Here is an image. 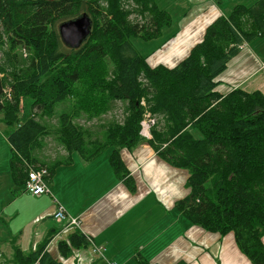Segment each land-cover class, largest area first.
Segmentation results:
<instances>
[{"label": "trees", "instance_id": "1", "mask_svg": "<svg viewBox=\"0 0 264 264\" xmlns=\"http://www.w3.org/2000/svg\"><path fill=\"white\" fill-rule=\"evenodd\" d=\"M84 14L91 32L78 45L66 43L59 25ZM169 18L156 0H0V112L6 124L18 119L23 98L33 100L30 117L8 136L11 173L23 184L29 165L52 175L57 165L72 162L75 151L90 160L111 148L113 168L133 188L120 150L143 139L141 121L150 112L156 118L153 147L189 171L190 192L176 208L209 232L234 233L239 248L264 264V92L219 88L240 45L264 36V0L237 3L218 17L177 66L152 67L131 39L159 36ZM118 108L119 118L104 120ZM79 120H97L98 126ZM51 142L65 153L49 162ZM52 238L30 252L14 238V258L3 262L61 264L47 249ZM88 244V236L75 231L59 250L67 256ZM134 264L160 263L137 255Z\"/></svg>", "mask_w": 264, "mask_h": 264}, {"label": "crops", "instance_id": "2", "mask_svg": "<svg viewBox=\"0 0 264 264\" xmlns=\"http://www.w3.org/2000/svg\"><path fill=\"white\" fill-rule=\"evenodd\" d=\"M156 2L169 14V23L161 28L157 37L131 39L152 67L177 66L190 55L195 45L203 41L211 23L220 16H228L237 3L249 4L248 0ZM162 37L167 39L159 44ZM249 45V42L241 44L238 55L221 73L219 88L222 90L244 87L245 90L264 92V80L257 79L264 72V52ZM148 48L151 50H146ZM113 112L119 114L121 108ZM112 113L107 115L110 117ZM76 153L71 154L72 162L80 169L81 177L74 187L60 183L58 169L53 177V174L48 176L51 193L32 196L23 187L4 207V212L10 205L13 207L12 214H8L12 221H23L17 227L21 233L19 245L24 251L34 250L52 233L47 249L61 264H134L137 255L162 264H174L180 260L190 264H257L239 248L234 233L209 232L191 223L176 208L177 201L190 192L186 185L189 171L160 156L149 139H140L134 146L120 150L133 188L129 186L127 176L119 178L108 157L99 159L96 156L85 161L78 155L82 157L81 163ZM54 157L45 159L52 162ZM69 177L67 172L66 179ZM59 204L68 215L80 221L79 226L64 228L62 222L54 218ZM25 225L27 228L23 230ZM75 231L89 235L91 240L87 246L74 248L65 258L68 255L61 254L59 243L68 240L67 236ZM59 238L62 239L56 244ZM95 246L105 249L104 256L95 252Z\"/></svg>", "mask_w": 264, "mask_h": 264}, {"label": "rangeland", "instance_id": "3", "mask_svg": "<svg viewBox=\"0 0 264 264\" xmlns=\"http://www.w3.org/2000/svg\"><path fill=\"white\" fill-rule=\"evenodd\" d=\"M254 1L255 0H248V3L250 4ZM91 30H92V25L90 28V32H91ZM132 39H134V37ZM166 39H167V37H162L159 40V44H162V42H164ZM133 42L136 43V42H138V40H133ZM144 43L146 44L147 42H144ZM249 43H250L249 46L252 49H255L259 52H264V36H257L254 40L250 41ZM66 46L68 47V45H66ZM137 47L141 50V45H138ZM146 50H151V49L148 48ZM10 77L13 78L12 76H10ZM257 79H260V80L263 79L264 80V72H262V74H260L257 77ZM18 81L19 80L15 81V83H18ZM32 101L33 100L29 97L23 98V104H22L23 108L22 109L20 108L21 112L19 113V117L14 122L13 125L6 124V122L3 119L5 112L4 111L0 112V177H1V182H0V188H1L0 189V248L2 251V255H0V264H5L3 261L7 262V261L14 258L12 240L14 238H17V245L20 244L18 238H19L21 233L18 231L19 227H17V225L20 223H23V221H12L8 217V214H12L13 207H11V205L7 208L6 212L3 211L4 207L7 206L9 204L10 200L13 198L12 195L14 196V194L18 190H21L24 187L22 183H18L14 179V177L11 173L12 150H11V144L8 140V136H9L10 132H12L18 126V124L20 122H23L28 117H30V115L32 114V109H31ZM119 105H120V102H119ZM56 108L59 109V104L56 106ZM118 115L119 114L117 112H115V113L113 112L112 115H110V117L106 114L104 116V120L110 121L113 118H119V117H117ZM44 119L50 122V120L52 118H50V119L44 118ZM52 122H56V120L52 119ZM79 122L85 126H89L91 129H94L95 128L94 125H96L98 123L97 120L95 122L79 120ZM97 126H98V124H97ZM45 142L47 144L48 140L46 139ZM51 144L52 145L50 147H48V149H47L50 156L54 157L58 153H64V150L61 148V146L57 145L56 142H51ZM110 153H111V148H107L104 151H102L101 154H99L97 157H99V159H106L108 157L109 163H111L110 162V155H111ZM75 155L77 158V156L80 154L76 153ZM78 159L81 161V163H83L82 157L78 156ZM90 160H92V159H90ZM85 161H89V160H85ZM72 163H70V164H72ZM56 170H58V178L57 179L60 180V183H63V184L68 183L71 186V188L75 186V183L78 182L79 178L81 177L80 169L75 168L74 163L70 166H65V165L59 166V165H57L55 167V171H54L52 177L55 175ZM67 172L70 173V177L66 179ZM58 221H61V220H58ZM61 222H62L61 223L62 226H64V222L63 221H61ZM26 228H27V225L24 226L23 230H25ZM68 237L69 236H67V238ZM61 239L62 238H59L55 243L58 244L59 240H61ZM44 241H45V239L41 240V242H44ZM90 248L94 249L92 246H90ZM27 252H30V251H27ZM92 254H93V252H92ZM103 254H104V252H103ZM98 255L103 256L102 254H99V253H98ZM69 256L70 255H68L65 258H68ZM94 257L96 258L97 256L94 255ZM160 264H162V263H160Z\"/></svg>", "mask_w": 264, "mask_h": 264}, {"label": "built area", "instance_id": "4", "mask_svg": "<svg viewBox=\"0 0 264 264\" xmlns=\"http://www.w3.org/2000/svg\"><path fill=\"white\" fill-rule=\"evenodd\" d=\"M264 65V64H263ZM155 118L151 116L150 112L145 113V117L141 122V131L140 134L145 138L152 137V127L155 125ZM28 176L24 181V191L32 196H39L43 193H51V189L48 185V176L50 175V171L47 167L37 168L33 165L28 166ZM54 218L57 220H61L64 222V228H69L71 226H76L80 224V221L77 218L71 217L68 215L66 209L59 204L58 208L54 214ZM91 240L90 237H88ZM103 247H96L95 252L99 254H103ZM116 264V263H110Z\"/></svg>", "mask_w": 264, "mask_h": 264}, {"label": "water", "instance_id": "5", "mask_svg": "<svg viewBox=\"0 0 264 264\" xmlns=\"http://www.w3.org/2000/svg\"><path fill=\"white\" fill-rule=\"evenodd\" d=\"M91 19L87 14L78 19L65 21L59 30L64 41L70 45H78L90 33Z\"/></svg>", "mask_w": 264, "mask_h": 264}]
</instances>
